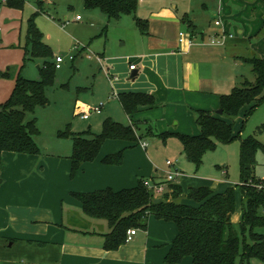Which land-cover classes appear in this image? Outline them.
I'll use <instances>...</instances> for the list:
<instances>
[{"label":"crops","instance_id":"crops-1","mask_svg":"<svg viewBox=\"0 0 264 264\" xmlns=\"http://www.w3.org/2000/svg\"><path fill=\"white\" fill-rule=\"evenodd\" d=\"M147 1L150 3L148 9L138 8L137 15L148 20V33L143 34L137 23L136 26L131 25L132 49L114 57L101 54L100 63L102 60L105 62L113 89L111 95L117 98L122 92L155 95L156 105L141 108L132 116L125 112L124 124H137L139 129L140 125L145 124L147 131L151 130L154 135L165 131L199 134L195 110L217 113L221 95L226 93L222 92L224 90L220 85L222 75L217 73L215 76L207 64H212L233 38L229 32L232 25L244 20L238 18L232 24L226 21L229 11L222 5L212 20L215 24L214 21L220 19L221 24H215L216 27L210 28L212 31L209 32L190 17L186 8L184 14L179 15L166 5L158 4L157 0ZM45 3L52 4L49 0H45ZM204 7L208 6L205 4ZM122 20L123 17H120L117 21L121 30L128 27ZM181 31H188L193 39L191 44L187 40L179 41ZM238 32L243 34L244 29L239 28ZM222 34L226 37L225 46L220 48L212 41L209 43L210 37ZM124 41L127 43V39ZM223 58L226 56L223 55ZM43 62L40 59L39 69ZM131 64H135L136 68L130 69ZM133 71L137 74L131 77ZM14 86L15 83L7 87L0 102L9 98ZM154 122L157 127H153ZM191 124L194 126L192 133L189 129ZM37 136L40 147L38 154L3 153L0 264H168L165 257L178 234L174 222L150 214L147 228H137L132 240L116 250H107L103 242L104 235L110 231L108 222L104 226L98 219L86 215L81 201L73 195L74 192H90L107 187L114 190L134 187L140 178L148 181L155 178L157 182L164 180L167 171L153 158L146 140L142 138L133 143L108 139L98 157L83 163L72 177V139L58 137L59 141L52 144H40ZM144 142L146 146H143ZM120 150H124L121 164L102 161L106 155ZM182 154L186 158L183 151ZM223 171L226 173V169ZM179 183L186 193L191 186L210 185L218 191L235 186L227 183L220 187L218 180L207 183L197 175L181 176ZM241 217L242 208L236 209L232 215L233 223H240ZM177 264H192V258L186 256Z\"/></svg>","mask_w":264,"mask_h":264},{"label":"trees","instance_id":"trees-1","mask_svg":"<svg viewBox=\"0 0 264 264\" xmlns=\"http://www.w3.org/2000/svg\"><path fill=\"white\" fill-rule=\"evenodd\" d=\"M43 11L45 0H38ZM87 8H100L109 19H119L123 15L134 14L136 23L143 34L148 33L149 22L137 16L138 0H84ZM11 4L22 7L23 0ZM25 60L28 55L43 59L39 80L28 79L19 74L14 89L7 100L0 102V186L3 182V153L6 151L38 154L40 147L36 136L40 129L37 119L27 120V114L39 106L50 103L49 87L54 85L56 65L52 47L44 41L42 31L34 18H30L27 28ZM252 64L254 79L234 87L221 95L222 114L205 109H196L199 134L165 131L158 134L163 139L178 136L183 145V153L197 168L203 161L205 152L214 150L219 143H230L240 137L234 132L236 118L246 108L243 126L247 118L264 102V58L256 54L246 58ZM6 73L0 71V76ZM119 102L127 115H134L144 107L156 105L152 93L122 92ZM242 126V127H243ZM137 124H124L107 117L103 130L93 134L90 130L76 133L70 125L58 131L59 138L73 141L70 158L71 176L74 177L83 163L95 160L106 140L122 139L137 143L143 138ZM151 132V130H150ZM152 133V132H151ZM89 135V136H88ZM262 146L255 135L241 138L240 183L218 191L210 185L191 186L187 193L180 183L173 181H149L140 178L134 187L114 190L111 187L90 192H74L82 203L83 212L91 218L105 219L110 231L104 235V248L116 250L127 242V232L131 228H147V218L154 214L159 219L174 222L178 234L171 243L165 257L168 264L180 263L190 256L192 264H251V259L264 262V179L255 175L256 153ZM124 150L111 153L103 158L106 164H121ZM166 185L158 195L156 187ZM259 185L263 187L259 188ZM237 187L242 192L241 222L234 224L232 215L237 209ZM186 197L192 201H183Z\"/></svg>","mask_w":264,"mask_h":264},{"label":"rangeland","instance_id":"rangeland-1","mask_svg":"<svg viewBox=\"0 0 264 264\" xmlns=\"http://www.w3.org/2000/svg\"><path fill=\"white\" fill-rule=\"evenodd\" d=\"M13 1L0 0V71L6 73L0 76V97L9 85L15 83L19 74L33 80L41 78L38 68L40 59L28 55L25 60L30 18H34L35 24L43 33L44 41L52 47L54 62L56 56H62L66 60L56 69L54 85L48 89L49 105L39 106L34 112L27 114V120L37 119L40 129L37 139L40 144L59 141L58 131L65 130L69 125L76 133L90 130L93 134H98L102 132L104 120L109 116L126 123L125 111L118 98L111 95L113 89L108 78L107 66L103 60L100 63V58L102 53L114 57L132 49L131 25L136 26L134 14L122 16V21L127 23L128 27L121 30L117 24L118 19H109L100 8H87L84 0H49L52 4L44 3L43 11L40 13H38L40 10L38 0H23L22 7L11 4ZM138 1L139 10L148 9L150 3L147 0ZM157 3L166 5L169 9L177 11L179 15H183L186 8L190 17L196 19L205 29H209V32L216 27L212 20L222 5L229 11V16L227 18L224 16L226 21L232 24L238 18L244 20L242 23L232 25L229 32L233 38L228 41L225 48L223 45L226 37L222 38L221 42L215 43L223 48L212 64L207 65L215 76L217 73L222 75L220 85L224 90L223 93H229L232 88L242 86L245 80H253L252 64L246 61V58L254 54L264 58L263 0H244L240 3H226L220 0H157ZM205 4L207 8L204 7ZM176 6L177 10H175ZM239 28L244 29L243 34L238 32ZM126 39L127 43L124 41ZM211 41L212 37L209 43ZM223 55L226 58H223ZM71 56L74 57L73 60ZM236 59H238L237 63ZM101 103L104 104L102 112H93L88 119L78 113V104L94 107ZM245 111L246 108L241 110L234 125V132L236 134L240 132V137L230 143H219L214 150L205 152L199 168L192 161L184 158L183 145L178 136L163 139L147 131L145 124L140 125L139 132L148 142L153 158L165 171L179 169L182 170V177L197 175L207 183L218 180L220 187L227 183L229 185L240 183L241 138L255 135L262 144L256 153L255 175L263 180L264 102L257 106L243 126ZM194 113L196 118V112ZM196 125L199 133V126ZM153 127H157L156 123ZM191 128L194 129L192 124L189 126L190 133L193 130ZM168 159L172 160L175 166H169ZM149 182L152 183V180ZM261 186L259 185V188ZM155 194L159 195L158 192ZM183 201L192 203L186 197ZM241 202L242 192L237 187V210L241 209ZM106 221L98 219V222L104 226ZM237 264H240V260ZM251 264H264V262L259 258H253Z\"/></svg>","mask_w":264,"mask_h":264},{"label":"built area","instance_id":"built-area-1","mask_svg":"<svg viewBox=\"0 0 264 264\" xmlns=\"http://www.w3.org/2000/svg\"><path fill=\"white\" fill-rule=\"evenodd\" d=\"M214 22H215L216 25H220L221 24L220 19H216ZM0 29H1V27H0ZM230 36H232V35L230 34ZM224 37H225L224 34L213 36L212 37V42L213 43H216V42L219 43V42H221L222 38H224ZM185 40H187L190 44L193 42L192 37L187 32L181 31L179 33V41L180 42H184ZM71 59L73 60L74 57L71 56ZM64 62H66V60L62 56H56V59H55L56 68H60L61 65ZM135 68H136V65L135 64H131L130 69H135ZM103 105L104 104L101 103V105H99V106L91 107V106H85V105H82V104H78L77 105V109H78V113L82 114L83 118L88 119L90 117L91 113H93V112L101 113L102 109H103ZM146 145H147V143L144 142L143 146H146ZM167 164L169 166H175V163L172 160H170V159L167 160ZM182 174H183L182 171H180L179 169L169 170V171H167V174H166L164 180L173 181V182L179 183V179L182 176ZM149 185H152V183L149 182ZM155 187H156L155 190H156V192H158V194H162L166 190V185H163V184L159 185V186H155ZM136 232H137L136 228L129 229L128 232H127V241L132 240V238L136 234Z\"/></svg>","mask_w":264,"mask_h":264},{"label":"water","instance_id":"water-1","mask_svg":"<svg viewBox=\"0 0 264 264\" xmlns=\"http://www.w3.org/2000/svg\"><path fill=\"white\" fill-rule=\"evenodd\" d=\"M137 74V72L133 71L131 77H134ZM217 113L222 114L223 110L220 108L217 110ZM161 200V197H158L155 199V202H159Z\"/></svg>","mask_w":264,"mask_h":264}]
</instances>
